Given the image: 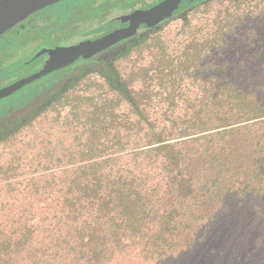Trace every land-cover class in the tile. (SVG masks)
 <instances>
[{"label":"rangeland","instance_id":"obj_1","mask_svg":"<svg viewBox=\"0 0 264 264\" xmlns=\"http://www.w3.org/2000/svg\"><path fill=\"white\" fill-rule=\"evenodd\" d=\"M172 11L147 29L133 30L131 41L110 57L114 84L98 72L83 73L0 136V264H91L81 254L67 256L71 247L63 250L58 236L55 242L50 239L52 221L62 216L60 205L69 199L66 178L71 170L90 168L94 162L96 168H131V140L147 136L149 124L184 123L201 104L211 105L202 96L227 85L231 74L239 77L241 88L247 86L245 72H260L264 0H198ZM233 14L237 17L229 19ZM57 18L46 14L45 23L64 24ZM29 25L28 31L2 34L0 53L33 40L44 23L32 19ZM33 50L28 45L6 55L0 77L10 76L0 84L35 68L32 64L5 72ZM40 80L20 92L26 94ZM131 89L140 91L139 115L131 108ZM193 157L187 156L190 165L185 167L195 183L214 181L211 190H226L227 174L218 176L217 168L207 162L201 167ZM257 202L197 197L193 208L187 205L189 213L178 214L186 223L170 225L178 243H188L163 258L125 249L108 264H264V205ZM25 220L44 222L30 229L26 243Z\"/></svg>","mask_w":264,"mask_h":264},{"label":"trees","instance_id":"obj_2","mask_svg":"<svg viewBox=\"0 0 264 264\" xmlns=\"http://www.w3.org/2000/svg\"><path fill=\"white\" fill-rule=\"evenodd\" d=\"M232 16L228 18L237 17ZM259 68L257 75L250 70L244 73L245 87L237 86L239 77L233 73L227 85L202 96V101L210 98L212 103L201 104L191 113L192 119L149 124L147 136L131 140V168H96L95 162L90 168H73L66 178L69 199L60 205L62 216L52 221L51 241L58 236L63 250L71 247L65 250L67 256L81 254L80 259L91 264H108L125 249L163 258L188 243L180 239L178 243L170 225L186 223L179 221L178 214L189 213L187 205L193 208L197 197L220 202L254 198L264 205V59ZM103 76L114 84L117 75L108 68ZM139 97L140 91L131 89V108L137 115ZM44 101L41 97L31 107L20 105L17 110L22 113L12 122L9 113H0V135L31 116ZM187 156H194L201 167L207 162L209 168H217L218 176L226 173V190H211L214 181L195 183L185 167L190 165ZM43 223L24 221L25 243L31 239L30 229ZM29 246L24 247L26 254Z\"/></svg>","mask_w":264,"mask_h":264},{"label":"flooded vegetation","instance_id":"obj_3","mask_svg":"<svg viewBox=\"0 0 264 264\" xmlns=\"http://www.w3.org/2000/svg\"><path fill=\"white\" fill-rule=\"evenodd\" d=\"M163 1L165 0H58L33 11L1 33L0 36L10 31H14L16 34L21 31H28L30 29L29 22L32 19L36 20L37 23L43 22V30H41V33H37L33 40L21 46H13L9 49L5 47L2 53H0V69L3 68L2 65L7 57L6 55H11L14 51L28 45L34 48L30 56L21 60L18 64L7 67L5 72L10 74V72L17 70L19 67H26L32 64L35 65V68L19 77L10 78L6 83L0 84V88L31 75L45 66L55 63L63 64L66 60L64 59V51L96 44L126 25L134 16ZM184 1L186 4H191L198 0H179L177 7L172 13L182 10L186 6V4H183ZM53 7H57V9L53 10ZM47 11L49 12L46 13ZM44 13L58 16L59 18L57 19H62L64 24L45 23L46 14ZM158 19L141 23L133 30L147 29L149 24ZM130 41L131 29L108 45L79 54L68 64L60 65L41 77L36 78L37 80H41L32 86L30 90H27L26 94L20 92V90L27 84L10 95L1 98L0 113H9V121L12 122L22 113L17 110L20 105L31 107L34 103H38L41 97L45 100L42 103L44 104L50 97L65 91L83 73L93 71L103 75L104 71L111 68L108 63L110 57L113 56L114 52L118 51L121 45H125ZM42 48L53 50L46 51L32 61L24 64L25 61H28ZM8 76L10 75H5L0 77V79H6ZM34 80L28 84H31ZM15 114L17 115L15 116Z\"/></svg>","mask_w":264,"mask_h":264},{"label":"water","instance_id":"obj_4","mask_svg":"<svg viewBox=\"0 0 264 264\" xmlns=\"http://www.w3.org/2000/svg\"><path fill=\"white\" fill-rule=\"evenodd\" d=\"M55 1H58V0H0V34L6 31L12 25H14L16 22L20 21L26 15L32 13L33 11L45 5L51 4ZM178 1L179 0H165L151 7L150 9L134 16L131 19V21L128 22L126 25L122 26L121 28L113 32L111 35L97 42L96 44L85 46V47H79L76 49H71L69 51H64L65 53L64 59L66 60L63 64L55 63L53 65L45 66L41 70L31 75H28L17 81H14L13 83L7 86L1 87L0 88V99L10 95L12 92L20 89L25 84L30 83L32 80L41 77L42 75L59 67L60 65L68 64L69 62L73 61L79 54L87 52V51H93V50L99 49L117 40L130 29L132 32L133 29L139 24L165 16L166 14L170 13L172 10H174L177 7ZM52 50L48 48H42L37 53H35L28 61H25L24 64L32 61L34 58H36L40 54L46 51H52Z\"/></svg>","mask_w":264,"mask_h":264}]
</instances>
